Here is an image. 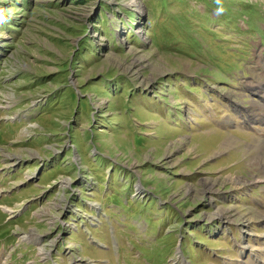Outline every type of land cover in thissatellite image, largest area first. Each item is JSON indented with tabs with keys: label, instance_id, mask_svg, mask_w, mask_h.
<instances>
[{
	"label": "rangeland",
	"instance_id": "rangeland-1",
	"mask_svg": "<svg viewBox=\"0 0 264 264\" xmlns=\"http://www.w3.org/2000/svg\"><path fill=\"white\" fill-rule=\"evenodd\" d=\"M0 12V264H264V0Z\"/></svg>",
	"mask_w": 264,
	"mask_h": 264
},
{
	"label": "clouds",
	"instance_id": "clouds-1",
	"mask_svg": "<svg viewBox=\"0 0 264 264\" xmlns=\"http://www.w3.org/2000/svg\"><path fill=\"white\" fill-rule=\"evenodd\" d=\"M216 3L219 5L220 4V0H216ZM225 11V9L223 8V6L218 7L217 8V14H221ZM4 21V15L2 12H0V22Z\"/></svg>",
	"mask_w": 264,
	"mask_h": 264
},
{
	"label": "crops",
	"instance_id": "crops-1",
	"mask_svg": "<svg viewBox=\"0 0 264 264\" xmlns=\"http://www.w3.org/2000/svg\"><path fill=\"white\" fill-rule=\"evenodd\" d=\"M32 250H33V246H32V249H31V246L28 245V247H27V245H26L25 251H27V254H26V258L25 259H29V258L32 257V253H33Z\"/></svg>",
	"mask_w": 264,
	"mask_h": 264
},
{
	"label": "bare ground",
	"instance_id": "bare-ground-1",
	"mask_svg": "<svg viewBox=\"0 0 264 264\" xmlns=\"http://www.w3.org/2000/svg\"><path fill=\"white\" fill-rule=\"evenodd\" d=\"M263 162H264V161H263ZM261 165H262V167L264 168V163H262ZM26 238H27V237H26Z\"/></svg>",
	"mask_w": 264,
	"mask_h": 264
}]
</instances>
